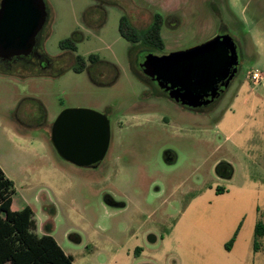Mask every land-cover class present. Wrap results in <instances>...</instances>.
I'll return each instance as SVG.
<instances>
[{"label":"rangeland","instance_id":"1","mask_svg":"<svg viewBox=\"0 0 264 264\" xmlns=\"http://www.w3.org/2000/svg\"><path fill=\"white\" fill-rule=\"evenodd\" d=\"M173 1L178 19L161 27L163 47L134 50L118 31L120 19L146 31L155 15L172 13L167 0H44L48 17L35 48L49 62L35 56L0 62V168L13 182L11 209L29 207L39 236L52 222L50 235L75 264H169L161 259L169 231L175 228L173 238H180L195 232L194 225L207 230L200 238L214 258L216 239L246 208L247 196L218 198L230 183L213 162L235 158V187L248 189V174L264 176L242 150L264 152V0ZM221 25L239 48L240 65L218 101L184 107L140 68L148 55L205 43ZM74 32L83 36L77 51H61ZM76 55L86 66L89 55L98 57L90 66L97 83L86 70L74 72ZM253 70L262 77L257 84L248 79ZM66 109L107 118L109 146L98 164L75 166L52 145L51 127ZM218 121L220 131L212 134ZM259 164L264 168V156ZM194 195L198 209L208 202L212 209L192 225L181 213ZM258 243L264 253V238Z\"/></svg>","mask_w":264,"mask_h":264},{"label":"water","instance_id":"2","mask_svg":"<svg viewBox=\"0 0 264 264\" xmlns=\"http://www.w3.org/2000/svg\"><path fill=\"white\" fill-rule=\"evenodd\" d=\"M47 17L44 0H0V62L32 56ZM237 65V46L224 35L186 50L148 55L140 68L171 100L197 109L217 98ZM109 139L107 118L91 110L66 109L51 127L57 153L78 167L98 164Z\"/></svg>","mask_w":264,"mask_h":264},{"label":"trees","instance_id":"3","mask_svg":"<svg viewBox=\"0 0 264 264\" xmlns=\"http://www.w3.org/2000/svg\"><path fill=\"white\" fill-rule=\"evenodd\" d=\"M118 31L126 41L139 43L142 47H148L150 50L155 47H163V41L159 33V21H155L146 31H134L128 25L125 17H122ZM82 40L81 33L74 32L71 37L60 43L59 48L61 51L76 52L77 45ZM137 48L138 45L132 49L136 50ZM32 56H35L37 63L43 62L45 64L50 59L40 49L36 51V48ZM87 59L91 64L90 66L97 65L100 62L96 55H89ZM74 60L76 62V66L73 68L74 72L81 73L86 70L92 82L97 83L91 71L92 67L85 65V59L76 55ZM131 69L134 71L132 64ZM215 170L219 171L218 175L223 178H228L232 174V167L226 162H220ZM13 193V182L5 176L0 168V264H73V258L66 254L50 235L53 230L52 222H47L43 226L45 234L39 236L35 233L36 222L29 207H25L20 211L11 209ZM217 193H222L221 189H217ZM235 236L236 234L226 243V250H229L232 246ZM260 238H264V224L258 221L254 230V251L260 248L258 243Z\"/></svg>","mask_w":264,"mask_h":264},{"label":"crops","instance_id":"4","mask_svg":"<svg viewBox=\"0 0 264 264\" xmlns=\"http://www.w3.org/2000/svg\"><path fill=\"white\" fill-rule=\"evenodd\" d=\"M220 122L221 121H218L214 125V132H212V134L220 131ZM234 131H237V129H234ZM205 132H207V130ZM211 138L213 137L210 136L206 138L204 142H206V144L209 142L211 143ZM244 147L245 149L242 150L245 157L250 160L254 158V163H258V167L264 175V168L259 164L263 159L264 152L262 150H253L250 147ZM236 149L239 150L241 148L236 147ZM217 150H219V146H216L214 150H212L209 158H211L213 153ZM220 162H224V160L216 159L212 164V169L216 168ZM226 163L235 165V158L233 157L231 160H226ZM234 172L235 171L232 172L230 177L226 178L230 183L228 189L222 194H217V197L222 198L227 194L229 196L231 193L238 194L243 192L247 196V206L236 216L230 227L224 230L220 238L216 239V247L213 251L215 257L211 258L207 255L209 250L205 251L201 240L202 238H200L201 233H207V230L205 228H200L198 225H194L195 232H190V230H188L183 232L180 238H173L175 228L169 231L167 241L168 248L164 251L165 257H162V260H168L169 264H264V253L261 246L257 251L253 249L255 226L260 219L259 216L264 218V176H252L248 174L246 184L249 188L247 189L245 187H235L233 185ZM208 191L212 192V189L209 188ZM198 196L199 195L192 196L185 210L181 213V217L190 224L195 223V218L206 216L212 209V204L210 202H208L203 209H198L196 206V200L199 198ZM242 217H244V220L243 223L241 222L240 224ZM238 225H240L239 228H237ZM197 232H200V234H197ZM235 234L236 236L232 246L229 250H226V243H228ZM66 254L73 258L71 254ZM73 264H75L74 258Z\"/></svg>","mask_w":264,"mask_h":264},{"label":"flooded vegetation","instance_id":"5","mask_svg":"<svg viewBox=\"0 0 264 264\" xmlns=\"http://www.w3.org/2000/svg\"><path fill=\"white\" fill-rule=\"evenodd\" d=\"M167 4H168V6H170L169 7V9L168 10H170V11H172V13H168L167 15H166V17H165V19H163V18H161L160 17V15H155L154 16V22L155 21H159V23H160V29H161V27L164 25V23L166 22H169V20H177L178 19V17H177V15L175 14V9H173V8H175V6L174 5H172L173 3H174V1L173 0H167ZM172 8V9H171ZM214 9L218 12L219 10H218V8H217V6L216 5H214ZM226 11L227 12H229L230 11V9H229V7H226ZM224 35H229L231 38H232V36L230 35V33L227 31V28H226V26H223V25H221L220 26V29L217 31V33L214 35V37H217V36H224ZM124 39V38H123ZM128 42V41H127ZM129 43H131V42H129ZM134 46H137V45H140L139 43H132ZM141 46V45H140ZM140 48H142V47H140ZM144 48V47H143ZM139 49V48H138ZM145 49H148L149 50V48L148 47H145ZM237 50H238V65H237V68L239 67V63H240V53H239V48H237ZM33 55V54H32ZM31 57V56H30ZM236 75V74H235ZM234 76H233V78L231 79V80H229V82H228V84L226 85V86H224L223 88H221L220 89V92H219V94H218V96H217V98L214 100L215 102L216 101H218L219 100V98L222 96V94L224 93V91L226 90V88L227 87H229L230 86V84L233 82V80H234ZM152 82H154V81H152ZM154 84H156V82H154ZM157 85V84H156ZM165 94V96H167V94L166 93H164ZM168 97V96H167ZM169 98V97H168ZM213 101V102H214Z\"/></svg>","mask_w":264,"mask_h":264},{"label":"built area","instance_id":"6","mask_svg":"<svg viewBox=\"0 0 264 264\" xmlns=\"http://www.w3.org/2000/svg\"><path fill=\"white\" fill-rule=\"evenodd\" d=\"M248 79L252 81L253 83H259L262 79L260 73L257 70H253L248 73Z\"/></svg>","mask_w":264,"mask_h":264}]
</instances>
